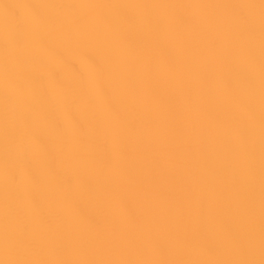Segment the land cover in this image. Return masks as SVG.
Returning <instances> with one entry per match:
<instances>
[{"label": "bare ground", "instance_id": "1", "mask_svg": "<svg viewBox=\"0 0 264 264\" xmlns=\"http://www.w3.org/2000/svg\"><path fill=\"white\" fill-rule=\"evenodd\" d=\"M0 264H264V0H0Z\"/></svg>", "mask_w": 264, "mask_h": 264}]
</instances>
